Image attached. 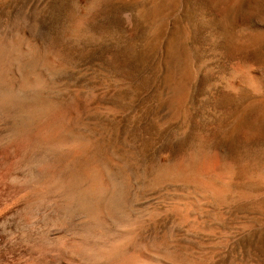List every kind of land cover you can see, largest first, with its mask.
I'll return each instance as SVG.
<instances>
[{"label": "rangeland", "instance_id": "374dc122", "mask_svg": "<svg viewBox=\"0 0 264 264\" xmlns=\"http://www.w3.org/2000/svg\"><path fill=\"white\" fill-rule=\"evenodd\" d=\"M149 1L0 0V34L25 30L56 53L50 95L98 161L122 164L145 241L185 264H264V0H164L158 13ZM172 51L196 69L170 105ZM249 68L259 82L233 87ZM167 165L205 169L231 191L183 224L181 186L156 181Z\"/></svg>", "mask_w": 264, "mask_h": 264}, {"label": "bare ground", "instance_id": "6f19581e", "mask_svg": "<svg viewBox=\"0 0 264 264\" xmlns=\"http://www.w3.org/2000/svg\"><path fill=\"white\" fill-rule=\"evenodd\" d=\"M149 2L154 13L162 10L164 0ZM78 28L67 26L65 36ZM26 33L0 34V264H185L141 237L144 213L136 206L135 184L123 171L114 173L122 168L114 157L111 166L98 161L76 125L68 126L48 75L61 64ZM172 58L170 105L179 103L196 69L185 51ZM259 79L251 69L231 83ZM167 166L156 181L181 186L173 210L183 224L231 191L200 167Z\"/></svg>", "mask_w": 264, "mask_h": 264}]
</instances>
